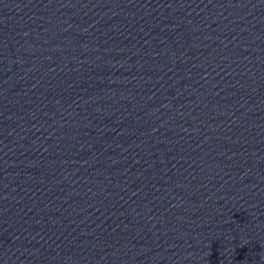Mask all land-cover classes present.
Returning a JSON list of instances; mask_svg holds the SVG:
<instances>
[{
    "label": "water",
    "instance_id": "obj_1",
    "mask_svg": "<svg viewBox=\"0 0 264 264\" xmlns=\"http://www.w3.org/2000/svg\"><path fill=\"white\" fill-rule=\"evenodd\" d=\"M0 264H264V0H0Z\"/></svg>",
    "mask_w": 264,
    "mask_h": 264
}]
</instances>
